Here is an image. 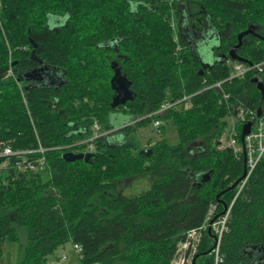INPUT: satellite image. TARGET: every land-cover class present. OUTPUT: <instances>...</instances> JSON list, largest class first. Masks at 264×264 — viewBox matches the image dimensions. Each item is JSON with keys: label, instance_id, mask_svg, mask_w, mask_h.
Instances as JSON below:
<instances>
[{"label": "trees", "instance_id": "1", "mask_svg": "<svg viewBox=\"0 0 264 264\" xmlns=\"http://www.w3.org/2000/svg\"><path fill=\"white\" fill-rule=\"evenodd\" d=\"M184 10L191 23L211 21L220 38L214 51L225 57L205 63L183 41ZM263 25L264 0H0V150H46L45 169L10 168L0 179V258L3 243H19L25 229L20 264H47L69 242L82 247L80 264H172L210 204L222 214L245 179V158L218 149L223 96L264 110L253 74L229 80L238 35L255 26L264 37ZM259 39L247 37L237 55L263 63ZM39 66L54 70V84L32 79ZM117 71L131 99L113 108ZM221 82L223 91L215 87ZM166 101L179 104L155 114ZM115 113L137 120L120 128L129 138L159 120L174 124L178 142L161 139L146 149L149 157L136 143L111 144ZM68 152L92 158L67 162ZM146 175L147 192L118 190V182ZM213 244L206 233L195 264H213ZM220 253V264H264V159L238 193Z\"/></svg>", "mask_w": 264, "mask_h": 264}, {"label": "built area", "instance_id": "2", "mask_svg": "<svg viewBox=\"0 0 264 264\" xmlns=\"http://www.w3.org/2000/svg\"><path fill=\"white\" fill-rule=\"evenodd\" d=\"M230 74L229 80H243L249 74H253V78H258L261 82V75L264 72V62L263 63H244V62H231L230 63ZM215 87L223 91V83H218ZM224 104L228 108L227 121L229 122V133L227 136L228 148H225V135L219 140L218 149L223 150L231 149L236 157L243 156L246 160V177L239 186V192L243 188L244 184L248 181L249 177L252 175L253 171L257 168L258 164L264 159V110H261V115H259L258 110L251 109L243 106L241 103L233 104L231 96L224 94L223 96ZM179 103L166 101L162 107L155 113L161 115L168 110L175 109ZM253 122L250 133L242 141V131L243 127L249 123ZM162 121H155L154 126L156 128H161ZM95 130L99 135L100 127L98 124L95 125ZM94 138L87 140L85 143L93 141ZM94 146L90 144L88 146V152H92ZM45 149L40 147L36 151H25V152H14L9 147H5L0 150L1 157H12L15 155H42L41 157H31L25 158L23 160H18L12 163L9 159L0 162V179L2 178L5 171L10 168H16L19 171H41L46 167L45 157H43ZM39 164V166H38ZM41 168V169H39ZM238 192V193H239ZM238 193L234 196L233 201L227 206L226 210L222 214H218L219 205L217 203H211L206 215V218L202 225L196 229L189 230L184 239L179 243L177 249L176 258L178 261L175 264H192L198 253L199 246L203 240L206 233H210L213 240V248L211 250V255L214 258V264H220L222 262V255L220 253V244L225 231H227V222L231 215L232 207L237 199ZM74 250L78 256V259L82 257L83 249L80 245L75 244ZM176 258L174 259L176 261ZM69 261L67 255H61L57 258L54 264H66ZM174 261V262H175Z\"/></svg>", "mask_w": 264, "mask_h": 264}, {"label": "rangeland", "instance_id": "3", "mask_svg": "<svg viewBox=\"0 0 264 264\" xmlns=\"http://www.w3.org/2000/svg\"><path fill=\"white\" fill-rule=\"evenodd\" d=\"M52 27H54V23H52ZM262 31H264V25L262 26ZM217 44L218 41L215 38L212 45L217 46ZM198 56H200V58L205 63H207L208 60H212L213 58L212 56L207 57V55H204V53L202 52H199ZM111 118H112L111 123L114 124L115 126L122 124L124 121L131 120L132 122L129 125H135L137 122V120L132 116H124L123 114H118V113L112 115ZM225 121L227 122L226 128L224 129V132L219 138V140L223 137V135H225L224 145L226 146L225 148H228L229 145L227 142V136L229 133L230 125L229 122L227 121V117L225 118ZM153 124L138 128L136 131H134L133 135L130 138L123 132L120 133V128L115 129L112 131L114 133L113 134L114 136L112 135L111 137H109L108 141L111 144L136 143L139 146H141L142 149L144 150L149 149L151 146H153L156 142L160 141L161 139H167V141L170 144H177L178 142L177 129L172 122H168V123L163 122L162 126H165L164 130L163 128L160 127L156 128ZM100 133L102 134L101 130ZM103 134L105 135L106 133ZM225 148L223 150H226ZM43 174L47 175L48 173L46 171H43ZM151 184H152V180L150 176L146 175L142 177L131 178L120 181L117 183V187L120 192L128 196H135L147 192L151 188ZM19 236H20L19 243L9 240L3 243V256L0 258V264H20L22 250L24 249L27 242V231L25 229H19ZM61 255H67L69 257V261L66 264H80L78 256L74 250V245L71 242L57 249L55 253L49 257L47 264H54L57 258L60 257ZM211 256L213 258V255ZM177 259H179V257L176 258V261L174 260L175 262L173 261L172 264H175L178 261ZM198 264H203V262L198 261ZM213 264H214V258H213Z\"/></svg>", "mask_w": 264, "mask_h": 264}, {"label": "flooded vegetation", "instance_id": "4", "mask_svg": "<svg viewBox=\"0 0 264 264\" xmlns=\"http://www.w3.org/2000/svg\"><path fill=\"white\" fill-rule=\"evenodd\" d=\"M191 17H193L192 14L189 15L187 11L184 10L182 12V21L178 26V30L181 32L183 41L192 48V51L197 56L199 55V52H202L204 53V55H207V57L212 56L213 57L212 59H216L217 57L219 58L225 57L223 55L222 56L218 55L214 51L215 47L219 46L220 38H219L218 31L215 29L211 21L206 17L202 18L199 16L198 18H196L194 22L191 23ZM248 29H251L253 33L248 34L247 36L243 37L242 45L244 43V40L249 36H253L257 39L260 38L259 40L262 41L264 37L258 33V30H257L258 27L253 26V27H249ZM215 38L218 41L217 46L212 45ZM238 44H239V40H238ZM239 47L236 49V51L239 49ZM236 55H237V52H236ZM32 72H33L32 79H34L37 83L43 82L45 80H46V83L48 80H49V83H53V84L55 83L54 76L56 74L54 73L53 69H50L48 67L39 66L38 68L33 69Z\"/></svg>", "mask_w": 264, "mask_h": 264}, {"label": "water", "instance_id": "5", "mask_svg": "<svg viewBox=\"0 0 264 264\" xmlns=\"http://www.w3.org/2000/svg\"><path fill=\"white\" fill-rule=\"evenodd\" d=\"M252 30L248 29L247 31L242 32L239 37V44L234 47L232 49V51L230 52V58L235 60V61H239V62H244V63H249L247 60L239 57L236 55V49L242 45V39L244 36H247L248 34H252ZM264 40V38H263ZM123 80L126 81L125 78L120 77V72L117 71L116 75L114 76L113 80H112V84H113V88L116 90V96L113 99V103H112V107L116 108L119 105H124L128 100L131 99L130 93H129V89L126 86V84H124ZM115 82L117 84V86L115 87ZM253 82L257 85L258 90L261 92V94L263 95L264 98V84L263 82H261L258 78H254ZM259 115H261V109H258ZM253 122H249L247 123L244 127H243V131H242V141L244 140V138L250 133L251 127H252ZM152 150H149L148 152L146 150H142L141 154H146L148 157L151 155ZM63 158L65 159V161L67 162H74V161H85L88 162L91 158H92V154L91 153H73V152H68L65 153ZM205 176H209L208 174ZM205 176H202L205 177ZM246 177V171L244 172L242 178L240 179V181L242 179H244ZM210 179V177H209ZM236 182L231 188L235 189V187L238 185V183L240 182ZM220 197L218 196V199ZM226 208V207H225ZM195 260L192 264H195Z\"/></svg>", "mask_w": 264, "mask_h": 264}, {"label": "crops", "instance_id": "6", "mask_svg": "<svg viewBox=\"0 0 264 264\" xmlns=\"http://www.w3.org/2000/svg\"><path fill=\"white\" fill-rule=\"evenodd\" d=\"M131 122H132L131 120H130V121H124L122 124L116 126L115 129L121 128V126H123V125H125V124H130ZM115 129H114V130H115ZM119 134H120V133H119Z\"/></svg>", "mask_w": 264, "mask_h": 264}, {"label": "bare ground", "instance_id": "7", "mask_svg": "<svg viewBox=\"0 0 264 264\" xmlns=\"http://www.w3.org/2000/svg\"><path fill=\"white\" fill-rule=\"evenodd\" d=\"M227 208V207H226Z\"/></svg>", "mask_w": 264, "mask_h": 264}]
</instances>
